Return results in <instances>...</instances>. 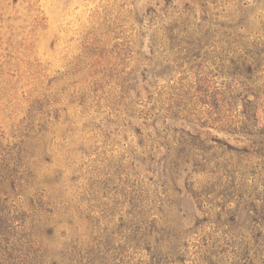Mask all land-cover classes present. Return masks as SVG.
Wrapping results in <instances>:
<instances>
[{
  "label": "rangeland",
  "instance_id": "obj_1",
  "mask_svg": "<svg viewBox=\"0 0 264 264\" xmlns=\"http://www.w3.org/2000/svg\"><path fill=\"white\" fill-rule=\"evenodd\" d=\"M262 93L264 0H0V264H264Z\"/></svg>",
  "mask_w": 264,
  "mask_h": 264
},
{
  "label": "trees",
  "instance_id": "obj_2",
  "mask_svg": "<svg viewBox=\"0 0 264 264\" xmlns=\"http://www.w3.org/2000/svg\"><path fill=\"white\" fill-rule=\"evenodd\" d=\"M188 14H186L187 17H182L184 16L181 15L178 20H181L182 25H185L186 28H198V25L190 22L189 16L193 15L192 10L188 9L187 11ZM177 23V21H175ZM258 101H264V93L260 97H258ZM245 118L242 121V132L243 136L253 138L257 137L259 140L257 141V150L253 151L254 154L258 155L260 158L264 159V123H260L258 120L257 112L253 115H245ZM256 122V124H254ZM261 124V126H260ZM255 130H259L254 131ZM234 131V130H233ZM8 178H3L2 182L0 184H3V182H6ZM32 231H38L40 230V225H36L33 228H30ZM135 234V242L136 244H142L146 246V251L148 252V258L150 257L149 260L143 262L142 264H167L168 262L164 259V251L166 250L167 244L164 242V240H152L151 235L147 233V230L144 228H136L134 230ZM140 246V245H139ZM138 249V247H136ZM142 249V248H141ZM144 250V249H143ZM42 256V255H41ZM75 256V258H74ZM76 253L72 252H66V253H60V254H47L43 255L48 263L45 264H78L80 263V257ZM174 263V262H172Z\"/></svg>",
  "mask_w": 264,
  "mask_h": 264
}]
</instances>
